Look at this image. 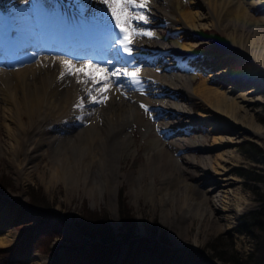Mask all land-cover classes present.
<instances>
[{"label":"bare ground","instance_id":"obj_1","mask_svg":"<svg viewBox=\"0 0 264 264\" xmlns=\"http://www.w3.org/2000/svg\"><path fill=\"white\" fill-rule=\"evenodd\" d=\"M45 1L50 7L46 13L30 7L24 0H3L0 16V128L5 133V140L0 143V148L7 151L24 148L29 152L27 163L31 162L30 166L26 165L28 169L32 168L38 150L48 143L59 146L58 152H61L49 167V182H80L89 193L101 194L109 177L112 178L110 170L116 149L119 148V154L133 151L130 148L131 124L139 122L143 115L142 109L135 104L151 106L159 122L154 126L153 134L145 129L149 145L145 158H138L129 169L128 177L124 176L129 192L135 194L141 187V179L149 177L150 182L144 185L148 198L161 203L166 200L170 206H178L182 201L189 204L192 199L190 192V197L180 196L176 202L175 198L170 200L171 189L190 191L192 186L186 182V173L177 171L183 169L187 172L184 164L197 165L202 174L211 171L215 179L209 190L201 191L193 198L203 204L206 219H217V223L212 224L215 229L226 231L241 213L251 208L247 195H242L239 189L230 191V185L236 182L229 173L230 161L237 157L233 152L220 150L233 144V139L228 137L232 133L231 126L243 131L252 130L250 121L241 117L248 99L245 95L234 97L233 87L226 88L225 70H221L219 79L210 71L204 79L198 75L203 82L197 86L194 87L193 82L196 81L197 70H210L223 61L228 64L236 61L234 74L242 67L248 68L250 73L254 71L249 68L247 55H243L249 52L243 51L256 47L258 23H264L263 17L253 15L259 5L248 0H187L190 11H186L182 9L181 0H168L171 13L165 12L160 5L153 8L166 21L165 31L159 34L168 37L169 41L164 44L160 40L162 37H138L132 46L133 57L128 58L119 45H114L113 37L119 33L99 0H75L77 6L70 0ZM10 5L13 9L9 8ZM150 7L151 2L142 11L154 17ZM80 19L85 30L79 26ZM93 23L98 27L97 32L103 33L99 40L109 45L99 61L104 64V61L111 60L110 65L104 64L110 71L114 68L129 71L138 68L140 84L133 85L121 77L108 93L109 99L105 104L86 102L81 109L76 104L85 93L74 77L59 79L61 69L56 58L96 63L90 52L97 55L101 42L94 39L99 36L95 30L92 32ZM155 23L162 22L156 20ZM146 25L140 23L138 27L149 31ZM75 48L78 52L85 51L87 59L76 57ZM117 51L120 58L116 56ZM7 53H11L12 58ZM162 53L171 56L173 67L157 61V56ZM259 58L260 62L264 57L261 55ZM129 59L130 63L127 62ZM194 105L198 110L196 120L190 114ZM210 120L216 124L208 129L205 126L212 125ZM186 131L197 134L192 142L188 143L181 137ZM51 132H57V135H49ZM206 134L214 135L211 146L206 145ZM110 136L113 138L108 140ZM167 136L171 139L164 141ZM188 144L197 149L199 157L196 162L193 156L184 153ZM218 148L220 151L211 156V151ZM153 175L161 180L166 175H173L175 183L172 186L164 182L155 185ZM208 194L212 196V205H207ZM3 243L6 244L5 240H0V244ZM49 262L48 257H37L32 263Z\"/></svg>","mask_w":264,"mask_h":264},{"label":"rangeland","instance_id":"obj_2","mask_svg":"<svg viewBox=\"0 0 264 264\" xmlns=\"http://www.w3.org/2000/svg\"><path fill=\"white\" fill-rule=\"evenodd\" d=\"M24 1L40 12L48 10L42 0ZM70 1L78 5L75 0ZM181 1L184 7L182 9L190 11L187 0ZM248 1L259 5L253 15L264 18V0ZM151 3L149 11L154 17L148 16L149 23L145 27L156 34L154 38L162 37L160 40L165 44L169 41L168 37L159 33L165 31L166 21L153 7L160 5L165 12L170 13L171 8L168 0H151ZM3 6V0H0V16ZM9 8L13 9V6L10 5ZM91 11L94 12L93 8ZM154 20L162 23H155ZM258 30L254 41L256 47L243 51L249 52L243 55H247L250 60L249 68L254 71L250 73L248 68L242 67L234 74L236 61H231L232 64L223 61L210 70H197L196 81L193 82L194 87L197 86L210 71L217 74L219 79L221 70H225L224 80L228 83L226 88L233 87L234 97L245 95L248 99L244 103L245 113L241 117L250 121L253 132L231 126L232 133L228 137L233 139V144L220 148L221 151L233 152L237 157L235 161H230L229 173L236 180L230 185V191L239 189L242 195H247L251 207L241 213L232 226L226 228V231L216 230L212 224L217 223V219H206V213L202 211L203 204L193 198L201 191L209 190L210 183L215 179L211 171L206 175L202 174L197 165L184 164L187 172L183 169L177 171L184 175L186 173V182L192 186L190 191L171 189L173 194L170 200L175 198L177 202L180 196L187 199V196L192 195L189 204L182 201L178 206H170L165 198L163 203L148 198L144 185L150 182L149 177L141 179V187L135 194L129 192L125 177H128L129 169L138 158H145L149 148L145 129L153 134L154 126L159 122L151 106L143 108L142 104L136 103L135 106L142 109L143 115L130 128V148L134 152L119 154V148H114L116 152L112 157V171L109 169L112 178L109 177L101 194L89 193L80 182H49V167L55 163L61 152H58L59 146L48 143L45 148L38 150L36 158L33 159L36 162L31 165L33 169L26 168L31 162L27 163L29 152L24 148L8 151L0 148V240L6 242L0 244V264H31L37 257L50 258L48 264H235L234 260L238 264L253 262L254 257L264 249V215H261L264 213V58L258 61L261 55L264 57V49L261 50L264 47V23H258ZM156 59L163 65H174L167 53L159 54ZM192 108L190 114L196 120L198 110L195 105ZM209 123L212 125L205 127L214 128L216 123L212 120ZM50 134L54 136L57 132ZM36 136L37 132L35 138ZM196 136L193 131L181 134L188 143ZM205 136L206 145L211 146L214 135ZM170 137H164V141L171 139ZM111 138L113 137L110 136L108 140ZM4 140L5 133L0 128V143ZM188 146L184 153L189 157L193 156L196 162L199 157L197 149L192 145ZM220 150L218 148L211 151V156ZM173 154L177 156L178 153L174 151ZM164 177L161 180L159 176L153 175L152 181L155 185L164 182L172 186L175 183L173 175ZM166 180L168 181L165 182ZM211 197L207 195V205H212ZM120 209L127 210L133 219V231L127 235L120 229ZM92 215L106 219L113 234L112 241L102 242L98 235H93L84 228V222L87 223Z\"/></svg>","mask_w":264,"mask_h":264},{"label":"snow or ice","instance_id":"obj_3","mask_svg":"<svg viewBox=\"0 0 264 264\" xmlns=\"http://www.w3.org/2000/svg\"><path fill=\"white\" fill-rule=\"evenodd\" d=\"M151 0H99L101 5L110 16V21L119 35L113 37L114 45H119L128 58L133 57V44L136 38L153 37L155 34L144 30L138 25L140 23L148 24V16L145 12ZM117 58H120V52H116ZM56 62L60 65L59 79L64 80L67 77H74L77 84L81 85L84 96H81L76 104L77 108H84L85 103L105 104L109 99L108 93L116 86V82L121 77L128 79L133 85H139V69L114 68L109 70L104 64L110 65L111 60L104 61V64L93 63L91 60L73 61L57 57ZM127 62H131L129 59ZM123 87V84H119ZM142 107H144L142 105ZM147 111V109H146Z\"/></svg>","mask_w":264,"mask_h":264},{"label":"trees","instance_id":"obj_4","mask_svg":"<svg viewBox=\"0 0 264 264\" xmlns=\"http://www.w3.org/2000/svg\"><path fill=\"white\" fill-rule=\"evenodd\" d=\"M31 204L34 206L36 205L33 202H31ZM261 215H264V213H261ZM119 217L121 220L120 229L123 230V234L127 235L129 232L133 231V219L131 215H128L127 210L120 209ZM86 222L87 223L84 222V228L88 229L91 234L98 235L100 241L110 242L113 240V234L104 217L92 215L90 216V220H87ZM234 262L235 264H238L236 260H234ZM250 264H264V249L258 254L257 257H254L253 262Z\"/></svg>","mask_w":264,"mask_h":264}]
</instances>
